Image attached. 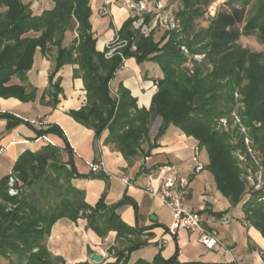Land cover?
Segmentation results:
<instances>
[{"label": "trees", "instance_id": "16d2710c", "mask_svg": "<svg viewBox=\"0 0 264 264\" xmlns=\"http://www.w3.org/2000/svg\"><path fill=\"white\" fill-rule=\"evenodd\" d=\"M53 1V9L37 16L22 0H0V97H14L25 103L35 101L38 91L27 83L35 52L40 48L45 55L56 48L48 90L54 107L62 92L61 80L54 82L55 75L65 65H77L74 76L84 82L87 104L70 115L94 130L96 139L108 131L106 143L119 149L127 160L149 156L169 127L172 124L178 127L198 142L200 150H207L208 168L218 190L234 207L243 203L246 219L264 237V190L247 188L229 133L217 129L220 118L231 116L236 103L234 93L241 88L245 122L253 129L251 134L264 156V52L251 53L239 43L243 37L255 36L264 44V0H226L206 27H198L196 21L204 17V8L217 0H183L184 9L178 13L182 33L166 32L160 40H156L155 29L144 33L135 29L136 18H130L118 31L121 40H128V46L111 59L105 57V51L97 49L90 0ZM150 19L148 15L145 17L146 24ZM67 32H77L70 46H64ZM182 45L190 54L205 56L202 63L195 61L192 74L186 66L189 57L182 51ZM132 58L139 65L156 63L163 71L149 109L140 108L137 98L123 85L117 95H112L111 81L125 61ZM13 77L19 78L22 85H9ZM1 118L9 121L8 126L33 125L9 113L1 114ZM158 119L161 122L158 134L151 144L152 127ZM36 134L38 138L50 134L63 138L67 150L68 140L60 127L36 129ZM146 142L148 151L142 148ZM61 152L52 144L38 152L26 151L13 172L0 179V260L13 264H66L62 258L54 257L45 244L53 226L62 218L73 221L86 218L89 227L103 238L110 231H117L118 239L129 234L141 238L143 231L129 230L116 214L117 208L106 205L104 197L93 208L83 196L69 198L66 186L60 183L59 192L50 200L44 182L50 168L56 167L58 175L63 168ZM13 176L23 184L15 197L9 195V180ZM66 176L70 179L82 175L73 170L66 171ZM246 196L249 198L245 199ZM40 200H44L46 207ZM215 214L218 218L224 216ZM148 243L149 238L139 239L126 249L111 248L115 251V264H129L130 254ZM178 256L179 251L167 260L158 253L152 261L139 260L135 264H200L181 263ZM13 257L16 261H12Z\"/></svg>", "mask_w": 264, "mask_h": 264}, {"label": "crops", "instance_id": "0c3cea01", "mask_svg": "<svg viewBox=\"0 0 264 264\" xmlns=\"http://www.w3.org/2000/svg\"><path fill=\"white\" fill-rule=\"evenodd\" d=\"M22 1L37 16L55 6L53 0ZM131 1L133 0H90L92 11H100L105 7L110 11L107 16L110 18L109 28L105 30L103 37H98L100 31L91 20L99 51H105L106 43L114 38L128 19L133 18L126 7V3ZM76 37L77 32H67L64 46L72 45ZM56 54V48L45 55L40 48L35 52L32 70L27 74L28 85L38 91L35 101L25 103L14 97H0V115L9 113L28 123H38L36 126L25 123L8 126L7 119H0V179L13 172L24 152H38L49 144L55 145L62 151L61 166L67 172L74 170L82 175L68 179L69 185L64 183L69 198L83 196L85 203L94 208L104 197L106 205L117 208L116 214L129 230L143 231V234L141 238L129 234L118 239V232L110 231L103 238L89 227L86 218H79L77 221L62 218L56 222L45 240L49 252L54 257L62 258L66 264H95L91 260V255L95 252L102 257L99 264H115L116 258L109 251L111 248L126 249L139 239L149 238L147 246L130 254L129 264H135L139 260L152 261L158 253L168 260L177 251L181 263L264 264V237L246 219L243 203L234 207L231 200L218 190L214 176L206 166H203L201 172L193 174V153L198 142L172 124L157 141V148L149 156L140 155L127 160L119 149L106 143L108 131L96 139L94 130L78 123L70 115L72 111H78L87 104L84 82L74 76L77 65H65L55 75L54 82L61 80L62 92L58 95V104L53 106L54 99L48 94V90L50 75L55 69ZM144 73L134 58L126 60L125 66L110 83L112 94L117 95L123 85L137 98L140 107L151 104L157 91L158 79L145 78ZM18 84L22 85V82L17 77H13L9 83ZM148 93H151L149 101H145L143 97ZM43 95L44 100L41 101ZM158 121L160 126L161 122L159 119ZM54 125L64 132L68 140L67 150H64L67 144L57 135L37 137L36 129H47ZM155 136L156 134L151 133V144H154ZM147 147L149 143L146 142L142 148L148 150ZM70 160L72 164H68ZM100 160H104L107 172L95 174L90 170L89 163ZM164 167L174 168L172 173L179 177L191 176L187 205L209 218L211 226L219 232L223 244L221 247L209 250L197 241L193 233L185 229L179 230L176 235L169 232L173 219L171 211L152 192L160 187L159 175ZM215 213H223V217L230 222L227 225L220 224Z\"/></svg>", "mask_w": 264, "mask_h": 264}, {"label": "rangeland", "instance_id": "374dc122", "mask_svg": "<svg viewBox=\"0 0 264 264\" xmlns=\"http://www.w3.org/2000/svg\"><path fill=\"white\" fill-rule=\"evenodd\" d=\"M135 1V0H133ZM137 1V0H136ZM226 0H217L216 2H213L209 7L204 8L205 14L203 18H200L196 21V24L198 27H206L209 24L210 18L215 16L217 10L219 7L225 2ZM151 3V7L154 9L157 4L163 5V9L160 10V14L162 16V19H157V13H159V8L156 11L153 12L155 14H147L150 16V23L146 24L144 21L143 25H145L147 28V33H150L152 30L155 29L156 34V40H160L161 37L164 35V33H168L175 31L177 33H182V23L181 19L178 17V13L183 10L184 3L183 0H149ZM126 7L131 12L130 7L128 6V3H126ZM147 15L143 16L146 17ZM109 19L107 16L102 17L99 13V9H97L95 12H92L91 20L95 25V28L100 31V35L98 37H103L104 32L107 28H109ZM145 20V19H144ZM166 21V22H165ZM91 22V23H92ZM240 45L246 49L249 50L251 53H263L264 52V44H261L257 37L251 36V37H243L239 41ZM182 51L189 57V61L187 63L188 69H190L191 74L193 73V70L195 68V63H202L205 59V56L203 54H190L188 48L185 45L181 46ZM196 61V62H195ZM141 69L144 70V77L145 78H151L153 80L155 79H162L163 78V71L161 70L160 66L156 63L146 62L143 64H140ZM125 69V68H124ZM124 71V70H123ZM148 74V76L146 75ZM235 97V106L233 109V112L231 113V116L229 118H220L217 121L218 130L220 132L229 133L231 144L234 146V154L236 157L239 158V161L241 163V167L243 169V176L247 180L248 189L254 188V190H264V156L259 151V148L257 147L254 137L251 134V130H253L251 127H249L245 122V101L244 96L241 93L240 90H236L234 93ZM115 96V94H112ZM151 93H148L147 96L143 97L145 101H149ZM151 104L140 108H150ZM159 121L157 120L154 126L152 127L151 133L153 135L157 134ZM244 144V148L242 145ZM148 148V147H147ZM149 150V148H148ZM145 150V151H148ZM200 157L199 162L206 166L207 170H209L208 166L210 163L209 155L206 149H201L200 151ZM195 163V162H194ZM196 165V164H195ZM62 174V175H61ZM47 181L44 182V185L46 187V190L49 191L50 200L54 198L56 193L59 192V185L63 182V184H68V177L66 176V170L61 168L59 170V175L57 174L56 167H52L49 170ZM55 179H59L58 181ZM64 184V185H65ZM23 186V184H20ZM69 185V184H68ZM67 185V186H68ZM217 186V185H216ZM249 196H246L245 199H248ZM40 204L45 206L44 200H40ZM43 206V207H44ZM46 207V206H45ZM173 224L172 223L169 226V228ZM144 241V240H142ZM117 249V248H116ZM218 249V248H215ZM214 249V250H215ZM111 254L113 253L112 250H109ZM113 255V254H112ZM16 257L12 258V261H16ZM0 264H13L10 261H7L5 259L0 260Z\"/></svg>", "mask_w": 264, "mask_h": 264}, {"label": "built area", "instance_id": "2783aa9c", "mask_svg": "<svg viewBox=\"0 0 264 264\" xmlns=\"http://www.w3.org/2000/svg\"><path fill=\"white\" fill-rule=\"evenodd\" d=\"M128 6L131 9L132 17L136 18L134 21L135 29H142L144 33H147V28L144 23L143 16L147 14H155L153 12L159 8L157 13V19H162L160 10L163 9V5L157 4L155 7H151L149 0H139L128 2ZM102 16L110 15V11L107 7L102 8L100 11ZM166 22V21H165ZM128 46V40H121L118 32L114 38L108 41L105 45V57L111 59L115 54H120L118 51L121 48ZM38 124L34 121L33 125ZM200 148L196 146L193 153V161L195 162V168L193 174L199 173L203 170V165L199 162ZM90 170L95 173L107 172L106 164L104 160L99 162L89 163ZM174 168L164 167L160 170V187L159 189L152 191L154 195H158L165 206H167L173 217V224L169 228V232L172 235H176L181 229H185L193 233L197 241L206 246L209 250L221 247L223 244L220 240L219 232L213 228L210 224L209 218L204 213L194 210L187 205V198L190 190L191 176L179 177L173 174ZM126 181V180H125ZM20 181L15 177H11L9 180V195L15 197L19 195ZM217 222L222 225H227L230 221L226 217L218 218ZM113 257H115V251L112 250Z\"/></svg>", "mask_w": 264, "mask_h": 264}, {"label": "water", "instance_id": "95a60500", "mask_svg": "<svg viewBox=\"0 0 264 264\" xmlns=\"http://www.w3.org/2000/svg\"><path fill=\"white\" fill-rule=\"evenodd\" d=\"M52 91H54V89H52ZM91 260L95 263V264H99V263H101V261H102V257H101V255L99 254V253H93L92 255H91Z\"/></svg>", "mask_w": 264, "mask_h": 264}]
</instances>
